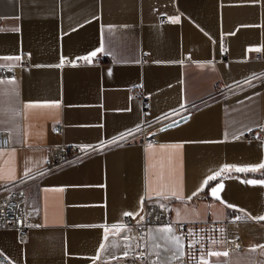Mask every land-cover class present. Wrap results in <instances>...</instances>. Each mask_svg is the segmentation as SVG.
<instances>
[{
    "label": "crops",
    "instance_id": "crops-1",
    "mask_svg": "<svg viewBox=\"0 0 264 264\" xmlns=\"http://www.w3.org/2000/svg\"><path fill=\"white\" fill-rule=\"evenodd\" d=\"M22 54L25 62L14 59ZM0 66L12 69L0 76V183L26 179L24 238L0 229L11 264H112L124 247L123 214L139 217L141 201L155 198L169 200L187 237L147 227L151 262L180 264L162 236L179 237L182 257L193 228H215L200 256L264 264V183L247 182L264 180V169L235 171L264 163V0H0ZM139 125L154 143L133 134L37 174L51 144L100 143ZM248 129L262 138L242 137ZM233 209L240 219L224 224ZM223 234L237 235L240 249L207 256L224 252Z\"/></svg>",
    "mask_w": 264,
    "mask_h": 264
},
{
    "label": "built area",
    "instance_id": "built-area-1",
    "mask_svg": "<svg viewBox=\"0 0 264 264\" xmlns=\"http://www.w3.org/2000/svg\"><path fill=\"white\" fill-rule=\"evenodd\" d=\"M168 20L162 19V23H167ZM146 52L142 51L140 57H145ZM21 62L27 60V55L22 54L20 56ZM76 60L75 62H78ZM93 62L95 60H92ZM11 67L0 66V76L9 75L11 73ZM264 76V73H263ZM232 88L229 87H217L216 92L222 95L228 94ZM139 92L137 89H132V94L137 95ZM142 108L149 106L148 100L143 99L141 101ZM60 129L58 122L50 125V132L57 134ZM146 126L139 125L133 130V134L139 135L140 142L156 141L155 135H145ZM125 139H119L115 137L117 142H124L129 140L132 135H127ZM242 137L248 139L258 138L261 139V135L256 133L252 129L246 130L241 134ZM114 138L108 139L100 143L91 144H76V143H57L51 144L47 147L46 155L43 159V165L37 174L45 173L67 164H70L76 160L84 158L94 152H97L105 146L111 145V141ZM7 146V133L5 130L0 129V148ZM34 175V174H33ZM25 178L14 179L8 182L0 183V229L10 228L16 233L19 240H22L25 235V216L23 211V184ZM169 200L162 198L155 199H143L140 203L141 213L139 217H133L132 215H124L122 217L121 226L124 230V247L122 251L113 260L112 264H159L157 262H151L146 254V248L144 244L145 230L149 226H162L171 225L175 235L182 238L187 237V225L184 222L173 223L168 215ZM236 217H241V213L238 210H231L225 220L227 221L238 220ZM264 217V208L262 216ZM259 223L264 226V219H259ZM215 228L209 232L198 231L193 228L189 234L190 245L178 262L180 264H198L199 260L203 258L207 264H220L219 261H210L205 257L200 256L199 251L205 249L207 244L215 238ZM221 243L223 251L239 250L241 247L240 239L237 235L223 234L221 237ZM128 255L125 257L124 253ZM0 264H11L9 259L0 252Z\"/></svg>",
    "mask_w": 264,
    "mask_h": 264
},
{
    "label": "snow or ice",
    "instance_id": "snow-or-ice-1",
    "mask_svg": "<svg viewBox=\"0 0 264 264\" xmlns=\"http://www.w3.org/2000/svg\"><path fill=\"white\" fill-rule=\"evenodd\" d=\"M172 22L175 23L176 20L174 19ZM99 51H101V49H97V50L91 52L89 54V56H85L82 59H84L86 62H90L91 61V57H95L97 55V52H99ZM257 51H258V49H257ZM6 59H13V58H6ZM14 59H16L17 61H19L20 60V57L19 56H16V57H14ZM181 107H183V105H181ZM182 119L184 121H186L187 120V117H182ZM177 123L178 122L173 123V124H170V125L167 126V128L176 127L177 126ZM167 128H161L159 131L160 132L167 131ZM127 135H133V130L129 129L127 131ZM152 135H154V134H152ZM125 138H126V134L125 133H121L120 136H119V139H125ZM111 143H113V144L117 143L116 138H114L111 141ZM181 146L182 145H174V147H181ZM161 147H163V145H161ZM225 167L226 168H230V167H234V166H225ZM257 167L264 169V163H261V164H259L257 166H254V167H236L235 168V171H237V172H249V171L255 172L256 169H257ZM219 175H220V173L217 172L215 176H210L208 178V180L209 181L215 180L216 179V176H219ZM247 182L249 184H253L254 185V184H257V183H264V180H261V181L249 180ZM209 186L211 187L210 184H209ZM211 191H212V195L213 196H216V194H217V188L216 187H212ZM232 207H234V206H232ZM124 215L128 216V215H132V214L131 213H124ZM236 219H240V217H236ZM257 219H264V217H258ZM113 227H117V226L114 225ZM162 231L165 232V233H168V232L171 231V229L170 228H165V229H162ZM105 233H106L105 234V238H107V229H105ZM161 239H164L166 242H172L174 244V248H166V251L170 252L171 253V256L176 257L177 259L181 258V254H180L181 244H180L179 237H176V236H162ZM156 247L158 248L160 246L159 245H156ZM262 247H264V246H262ZM100 249L101 250H104V251L107 250L103 244L100 245ZM127 255H128V253L125 252L124 253V256L126 257ZM157 255H159V253H157ZM206 255L207 256H213V257H222V256H227L228 253L227 252H221V251H208L206 253ZM198 264H207V262L203 258H201L199 260Z\"/></svg>",
    "mask_w": 264,
    "mask_h": 264
},
{
    "label": "water",
    "instance_id": "water-1",
    "mask_svg": "<svg viewBox=\"0 0 264 264\" xmlns=\"http://www.w3.org/2000/svg\"><path fill=\"white\" fill-rule=\"evenodd\" d=\"M187 115H188V112H185V113L177 115L176 117H173L169 120H166L165 122H163L159 125V129L166 128L168 125L176 123V122L179 123V122L183 121L182 117H187Z\"/></svg>",
    "mask_w": 264,
    "mask_h": 264
},
{
    "label": "rangeland",
    "instance_id": "rangeland-1",
    "mask_svg": "<svg viewBox=\"0 0 264 264\" xmlns=\"http://www.w3.org/2000/svg\"><path fill=\"white\" fill-rule=\"evenodd\" d=\"M201 252H202V249L199 251V254H201Z\"/></svg>",
    "mask_w": 264,
    "mask_h": 264
}]
</instances>
